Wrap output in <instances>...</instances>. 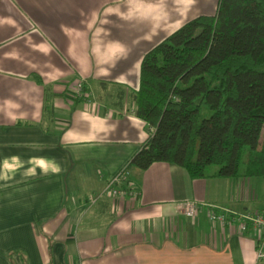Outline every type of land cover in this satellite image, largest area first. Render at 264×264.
Instances as JSON below:
<instances>
[{
  "label": "crops",
  "instance_id": "0c3cea01",
  "mask_svg": "<svg viewBox=\"0 0 264 264\" xmlns=\"http://www.w3.org/2000/svg\"><path fill=\"white\" fill-rule=\"evenodd\" d=\"M186 1L0 0V264H264L254 232L209 220L262 210L264 178L127 168L153 133L134 114L144 55L218 0ZM123 169L135 200L104 193Z\"/></svg>",
  "mask_w": 264,
  "mask_h": 264
},
{
  "label": "trees",
  "instance_id": "16d2710c",
  "mask_svg": "<svg viewBox=\"0 0 264 264\" xmlns=\"http://www.w3.org/2000/svg\"><path fill=\"white\" fill-rule=\"evenodd\" d=\"M133 99L153 133L127 168L264 178V0H218L153 47Z\"/></svg>",
  "mask_w": 264,
  "mask_h": 264
},
{
  "label": "built area",
  "instance_id": "2783aa9c",
  "mask_svg": "<svg viewBox=\"0 0 264 264\" xmlns=\"http://www.w3.org/2000/svg\"><path fill=\"white\" fill-rule=\"evenodd\" d=\"M74 97H84V87L78 82L73 89ZM104 193L113 198L137 199L139 192L134 187L129 178L127 169H123L116 176L111 178L104 189ZM97 198H91L90 202L95 203ZM212 207L209 210V220L212 223H219L221 226L230 224L236 226L238 232L246 234L254 232L256 235V257L264 261V208L257 212H233L229 209ZM198 211V205L195 202H187L184 206V214L188 218H193Z\"/></svg>",
  "mask_w": 264,
  "mask_h": 264
},
{
  "label": "rangeland",
  "instance_id": "374dc122",
  "mask_svg": "<svg viewBox=\"0 0 264 264\" xmlns=\"http://www.w3.org/2000/svg\"><path fill=\"white\" fill-rule=\"evenodd\" d=\"M179 2H180V6H181V11L184 9V3H183V1H185L186 2V4H187V1L186 0H178ZM191 1V7H190V9L193 11V10H195L198 6H200V5H202V4H205V2L202 0L201 1V3H200V1H199V3H200V5H198V3H197V0H190ZM210 6V3H209V5H208V2H207V5H206V9L208 8ZM208 10V9H207ZM215 10H216V7H215ZM194 12V11H193ZM192 12V13H193ZM215 12V11H214ZM214 14V13H213ZM215 169H217V167L216 166H211V167H209L208 168V170H207V172H210V171H213V170H215Z\"/></svg>",
  "mask_w": 264,
  "mask_h": 264
}]
</instances>
